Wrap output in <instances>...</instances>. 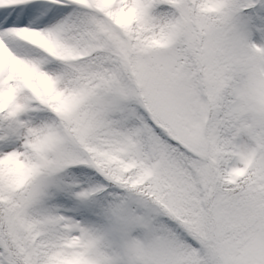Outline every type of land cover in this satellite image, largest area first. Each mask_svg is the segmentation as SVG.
<instances>
[{
    "label": "snow or ice",
    "instance_id": "obj_1",
    "mask_svg": "<svg viewBox=\"0 0 264 264\" xmlns=\"http://www.w3.org/2000/svg\"><path fill=\"white\" fill-rule=\"evenodd\" d=\"M0 264H264V0H0Z\"/></svg>",
    "mask_w": 264,
    "mask_h": 264
}]
</instances>
